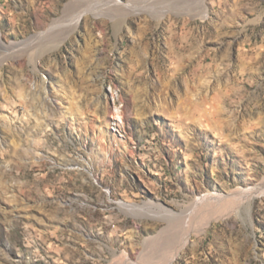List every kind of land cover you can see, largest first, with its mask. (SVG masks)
<instances>
[{"label":"rangeland","instance_id":"obj_1","mask_svg":"<svg viewBox=\"0 0 264 264\" xmlns=\"http://www.w3.org/2000/svg\"><path fill=\"white\" fill-rule=\"evenodd\" d=\"M0 33V264H155L167 211L207 220L172 264H264V195L238 194L264 176V0H0Z\"/></svg>","mask_w":264,"mask_h":264},{"label":"bare ground","instance_id":"obj_2","mask_svg":"<svg viewBox=\"0 0 264 264\" xmlns=\"http://www.w3.org/2000/svg\"><path fill=\"white\" fill-rule=\"evenodd\" d=\"M80 1H82V0H80ZM84 1H86V0H84ZM85 3L86 2H84V4ZM78 8H80V5L69 4V6L66 8L63 16L68 17L69 19L70 18H73V17L79 18L81 15H84L85 12L79 13L80 11H77ZM105 12L107 13V14L106 13L105 14L108 16V10H106ZM119 15H117V16H119ZM194 15H196V14H194ZM112 19L114 20L115 27L116 28L120 27V25H121V19L119 17H116L115 19L112 18ZM182 44L176 45L175 48L173 47L174 50L177 51V54L179 55V58H180L179 59L180 60L179 61V67L182 66V64H180V62L182 61V59L185 58V57H187V56H189V55H186L185 56V54L182 53L181 49H183V51H184V48L187 47V46L182 45ZM10 45L11 44L5 43L3 41L2 37H1V33H0V49L3 51L4 49H8ZM190 47L191 48H194L195 47V44L193 43L192 45H190ZM140 48H141V45L140 44H135L133 46V48H132L133 56H135L134 53L138 54V53L141 52V49ZM48 50H52V48L51 49H48ZM238 192H240L238 194H240L241 196H245L246 197V200H248L250 202L255 197H259V196L264 195V176L261 179L259 185L256 186L255 188H251V189H239ZM218 195L216 194V195H212L211 196L212 201L214 200L213 202H215V200H219V199H221L222 201H224V203L230 202L229 199H228V197L227 198L226 197H220ZM199 200L201 201V199H199ZM219 203H217L218 205L217 204L216 205L219 206ZM151 204L152 203H149V202H145L143 205H136V204H130V205H128V204L123 203V205L127 208V210L131 212L130 214L131 215H135V216H137V213H134V212L132 213L133 210H136V208H140V207H143V206H146V205H151ZM210 205H211V203H210ZM211 207L212 206H210V208ZM214 207H216V206H214ZM214 211H216V210H214ZM217 211L219 212V210H217ZM167 212H170V215H172V217L174 216V217H177V218H176V220H174L173 223H169V224L167 223L168 226L164 227L158 233V235H156L155 237H153V238L150 239V249H152L154 255L157 254L159 256V260L155 264H172V262L178 257V255H180L181 251L185 247L186 242H187V239L191 236V232L196 227H199V228H202L203 229L204 225L207 222V220L205 222L201 220L200 223H198V225H197V222H194L193 221V218H192L193 216H189L188 214L186 215L185 213H182V214L180 213V215H179L178 213H173L172 211H167ZM208 213H209V211H208ZM213 217H214V215H213ZM212 220H214V218ZM124 256H125V263L124 264H131V262H132L131 261V258L127 254H124ZM123 260H124V258H123ZM140 262H141V260H140ZM146 262H148V261H146Z\"/></svg>","mask_w":264,"mask_h":264}]
</instances>
